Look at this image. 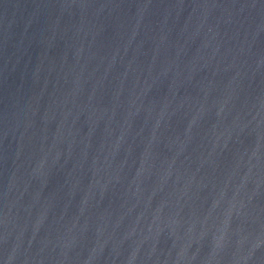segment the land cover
I'll use <instances>...</instances> for the list:
<instances>
[{
	"label": "water",
	"instance_id": "1",
	"mask_svg": "<svg viewBox=\"0 0 264 264\" xmlns=\"http://www.w3.org/2000/svg\"><path fill=\"white\" fill-rule=\"evenodd\" d=\"M0 264H264V0H0Z\"/></svg>",
	"mask_w": 264,
	"mask_h": 264
}]
</instances>
